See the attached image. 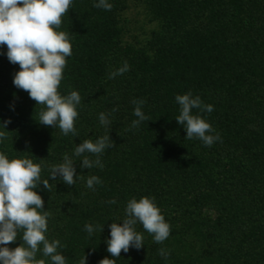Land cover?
<instances>
[{"label":"trees","instance_id":"obj_1","mask_svg":"<svg viewBox=\"0 0 264 264\" xmlns=\"http://www.w3.org/2000/svg\"><path fill=\"white\" fill-rule=\"evenodd\" d=\"M97 2L72 0L58 29L72 45L58 91L81 95L78 136L38 123L45 106L14 86L19 65L0 45V125L11 119L0 128L7 132L0 152L32 159L41 166V181L49 180L50 192L42 182L34 189L44 200L40 211L50 213L46 238L60 241L57 252L66 264L85 255L87 264L105 257L116 264H264V0H108L110 11L94 7ZM130 7L155 24L142 40L126 39L131 29L123 14ZM124 61L129 70L109 79ZM189 91L214 107L192 110L222 138L211 147L186 139L175 119V97ZM133 99L145 101L149 117L136 128ZM101 112L109 114V127L100 123ZM104 135L114 146L101 154L103 168H82L75 147ZM65 153L76 169L71 186L50 177ZM92 175L102 181L95 190L86 186ZM145 196L170 225L169 237L156 243L138 222L144 246L111 257L109 225H122L127 202ZM86 224L103 231L89 236ZM22 243L19 230L7 247ZM40 247L37 259L52 264ZM160 249L170 253L167 259Z\"/></svg>","mask_w":264,"mask_h":264},{"label":"clouds","instance_id":"obj_2","mask_svg":"<svg viewBox=\"0 0 264 264\" xmlns=\"http://www.w3.org/2000/svg\"><path fill=\"white\" fill-rule=\"evenodd\" d=\"M72 0H0V45L7 47V59L12 64L19 65L13 84L29 94L37 104L45 108L38 114V123L59 127L64 135L71 133L78 136L75 120L78 116L76 106L81 103V95L73 90L62 96L58 89L63 79L66 57L72 55V45L68 33L58 31L62 17L68 12ZM110 11L112 4L108 0H98L93 5ZM129 70L127 61L123 66L109 73V79L123 75ZM180 113L175 118L186 130V139L197 138L207 147L221 140L219 133L212 128L200 115H194L192 110L200 109L211 113L213 105L203 104L200 96H193L191 91L176 95ZM136 105L131 128H136L143 121H149L142 111L143 100L133 99ZM113 108L112 112L117 111ZM109 114L101 112L99 121L109 127L112 121ZM11 119L5 120L0 128L7 129ZM7 139V132L0 131V142ZM114 146L109 135L99 137L93 142L83 140L74 149V156L82 157V168L91 169L94 166L103 168L101 154L105 149ZM85 153L93 154L92 160ZM41 166L30 158H13L0 152V264H46L44 259H37L41 251L44 257H50L52 264H66L65 257L57 252L61 247L59 240L49 241L45 233L48 230L47 220L50 215L44 209V200L34 189L38 182L44 189L51 191L49 180L41 181ZM60 177L66 185L76 183L77 175L73 159L65 153L63 163L54 164L50 168V177L55 180ZM98 176L87 178L86 186L95 190L94 185L101 184ZM107 203H115V200ZM122 225L112 222L109 225L110 239L106 241L107 252L111 257H120L121 252L127 253L130 248L139 250L144 246V237L137 232L135 225L139 222L145 231L153 236L156 243H162L170 235V225L165 221L161 210L154 203V198H131L125 208V218ZM103 231V226L86 224L84 230L91 236L96 230ZM22 230L20 246L10 249L8 244L17 239L18 231ZM26 245V246H25ZM159 255L167 259L169 252L159 250ZM79 264H87L85 255ZM99 264H116L114 259L103 258Z\"/></svg>","mask_w":264,"mask_h":264},{"label":"rangeland","instance_id":"obj_3","mask_svg":"<svg viewBox=\"0 0 264 264\" xmlns=\"http://www.w3.org/2000/svg\"><path fill=\"white\" fill-rule=\"evenodd\" d=\"M123 15L129 20L131 29L126 36L128 41H132L134 38L142 40L144 34H147L155 26L154 23L148 22V18L138 7H130Z\"/></svg>","mask_w":264,"mask_h":264}]
</instances>
